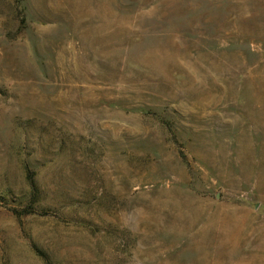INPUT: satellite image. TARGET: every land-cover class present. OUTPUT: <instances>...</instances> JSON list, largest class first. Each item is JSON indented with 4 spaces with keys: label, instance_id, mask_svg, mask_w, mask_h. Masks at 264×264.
<instances>
[{
    "label": "rangeland",
    "instance_id": "rangeland-1",
    "mask_svg": "<svg viewBox=\"0 0 264 264\" xmlns=\"http://www.w3.org/2000/svg\"><path fill=\"white\" fill-rule=\"evenodd\" d=\"M0 264H264V0H0Z\"/></svg>",
    "mask_w": 264,
    "mask_h": 264
}]
</instances>
